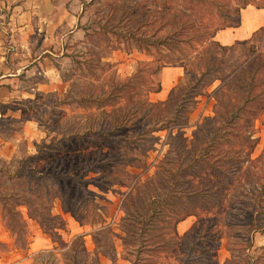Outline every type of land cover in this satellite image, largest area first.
I'll return each mask as SVG.
<instances>
[{
    "label": "rangeland",
    "instance_id": "obj_1",
    "mask_svg": "<svg viewBox=\"0 0 264 264\" xmlns=\"http://www.w3.org/2000/svg\"><path fill=\"white\" fill-rule=\"evenodd\" d=\"M241 5V0H172L171 5L164 0H0V264H264V107L254 117L223 125V147L212 154L230 177L239 170L242 186L203 166L169 191L162 179H167L162 166L177 155L167 140L180 147L183 162L191 159L192 132L215 114L221 79L232 78L244 63L252 67L264 60V31L260 38L256 33L247 42L225 46L212 38L222 23L239 18ZM189 18L196 23L189 33L205 36L192 39L194 47L186 41L179 43L180 51L167 43H145L159 24L164 23L157 36L171 22ZM136 36L146 49L138 48ZM196 55L210 69L196 103L184 113L186 146L180 136L168 138L161 129L153 132V148L143 153L137 145H120L103 132L86 130L92 120L94 126L111 127L112 115L100 120L98 108L71 96L91 85L97 92L126 81L124 96L106 105L107 111L137 101L149 108L142 114L143 108L130 110L135 128L159 123L171 107L158 102L190 76ZM175 65L182 72L165 90L153 91L158 83L162 87V70ZM234 86L228 84L232 91ZM135 128L111 133L122 138ZM84 167L90 168L83 177L90 179L93 193L76 190L74 175ZM154 194L167 200L144 235L148 248L137 253L139 240L128 232L144 200L150 206ZM75 212L87 218L81 223ZM153 245L161 246L149 248Z\"/></svg>",
    "mask_w": 264,
    "mask_h": 264
},
{
    "label": "trees",
    "instance_id": "obj_2",
    "mask_svg": "<svg viewBox=\"0 0 264 264\" xmlns=\"http://www.w3.org/2000/svg\"><path fill=\"white\" fill-rule=\"evenodd\" d=\"M165 3L171 5L172 0H164ZM242 5L240 7L245 6L250 2V0H241ZM257 6L264 7L263 3H256ZM196 4L193 3L194 7ZM224 20L228 17L227 15L223 16ZM189 22L180 21L173 23L171 22V28L164 32L163 35L157 36L156 32L160 30L164 23L159 24L154 31L149 35V41L145 42L147 44L156 45L158 43H167L170 44L171 48H176L177 50H184V48L179 44L182 41L188 42L190 47H194L191 42L192 39L200 38V40H204L205 36L201 37L195 31L193 33H189L190 29L195 28V20L189 18ZM240 22L239 18L232 23H222L217 29L223 28L226 26L237 25ZM192 29V30H193ZM264 31V25L259 27L256 32L258 37L260 36V32ZM212 33V36L214 35ZM205 33V32H204ZM206 34V33H205ZM138 40V48L146 49V44L141 41L143 40L140 36L134 37ZM252 38V37H250ZM250 38H245L242 40H236L235 42H247ZM260 38V37H259ZM144 39L145 36H144ZM146 41V40H145ZM220 44V43H218ZM220 46H225L220 44ZM188 54V53H187ZM264 59V57H263ZM210 66L207 65L205 58L202 55H196L194 60L190 61V76L185 80L180 81L177 85H174L170 88L167 99L164 101H155L158 103L163 102L166 107H171V111L169 109L164 113V119L159 121V123L154 122L153 124H146L136 129V121H129L131 115H129L131 109H135V113L139 111L140 108H143L142 113L146 112L149 108L145 104H137L138 102L128 103L127 101L124 104H120L117 107H112L110 111H107L106 105H112L122 99L124 96L123 93H120V90H124L128 84L126 81H117L113 83L110 88L103 90L102 88L94 92L96 86H88V90L86 93L81 92L78 97L71 96V99H74L78 103L81 101H86L88 104H92L95 108H98L99 113L102 120L103 118L107 119L106 116L108 114L112 115L111 127H104L102 124H98L94 126V120L88 125L86 130L90 133H99L105 135L109 140L114 141L120 145H126L127 147L132 148L137 145L143 153H145L148 149L153 148V140L156 138L154 135V131H158L161 129L167 130L168 138H173L175 136H180L182 146H186V140L184 137V128L187 126V117L184 115L186 111H188V107H191L196 103V96L198 93V88L204 80L205 75L209 72ZM232 78L228 79L227 77L221 79V83L215 88V108L214 115H207L203 118V120L196 125V128L192 132V142H191V159L183 162V156L181 154L180 147H176V143L172 140H167L172 147L174 153L177 155L172 158V163L169 165L162 166V169L167 172V179L162 176L164 183L166 184L167 191L174 188V185L181 180V178H185L183 176H189L193 173L198 172V167L203 166L208 170L214 173H220L221 175L229 176V173L224 170L220 163H217L216 157L212 156V154L216 151V154H220L219 148L223 147L222 138L225 136L224 132L221 131V128L225 124H235L238 120H244L248 115L254 117L259 111V107H264V60L257 61L254 63L252 67H249L247 63H244L242 66H239L232 73ZM230 82L235 83V88L233 91L229 89L228 84ZM115 89H119V93H115ZM160 89V83L152 89L153 91H157ZM151 91V90H149ZM117 98V99H116ZM113 99H116V102H111ZM152 101V103H155ZM152 103H148L147 105H151ZM144 106V107H142ZM134 107V108H133ZM221 107V108H218ZM139 114L134 119H138ZM218 122L217 124L215 123ZM241 121V122H242ZM108 122L107 125L110 123ZM158 122V121H157ZM132 129L131 134L125 133L122 135V138L119 137L121 135H112L111 132L119 131V129ZM122 139V140H121ZM184 154L187 150H183ZM235 153V151H234ZM167 156V155H164ZM221 156V155H220ZM242 156H240L241 158ZM237 158V157H236ZM261 155L257 158L253 159L252 162L259 161ZM239 159V157H238ZM238 161V160H237ZM90 168L84 167L82 171H80L77 175H74V179L77 183L76 190L82 189L86 192H90L91 189L87 187V184L90 183V179H85L86 172L89 171ZM230 178L233 181L238 182L239 185H243V182L240 181L242 179L241 174H239V170H237ZM93 182V181H91ZM99 185V183H94ZM92 192V191H91ZM93 193V192H92ZM155 195V197H154ZM151 198H149L148 203H144L141 205V209H139V213L136 216L137 220L132 223L131 232H128L132 238L136 237L139 240L137 245V249L135 250L137 253L143 249H147L149 246L145 243L144 235L147 233L152 225V222L155 220L156 216H159L162 212L161 203H164V200H167V197L163 198L159 194H154ZM197 195L196 192H193L190 196L195 198ZM189 197V196H188ZM189 199V198H187ZM26 201L32 203L29 198H26ZM259 208H256L257 212H261V206L258 203ZM96 205L94 204V208ZM75 209V207H74ZM70 210V209H69ZM82 213L87 212V206L84 205L83 209H80ZM80 211V212H81ZM78 212V211H77ZM77 212L74 214V217L78 219L81 223L87 218V214L80 216ZM189 214V212H185L184 215ZM257 215L255 217H251L250 223L252 229L255 230L257 228ZM93 220H88V222L92 223ZM134 226V227H133ZM161 245H153V249L160 248ZM163 246V245H162Z\"/></svg>",
    "mask_w": 264,
    "mask_h": 264
},
{
    "label": "crops",
    "instance_id": "obj_3",
    "mask_svg": "<svg viewBox=\"0 0 264 264\" xmlns=\"http://www.w3.org/2000/svg\"><path fill=\"white\" fill-rule=\"evenodd\" d=\"M240 22L237 25L226 26L219 28L214 32L212 38L218 43L227 45L235 42L236 40H242L245 38H250L255 35L256 30L264 25V7L257 6L252 3H248L240 8ZM180 66H169L163 73V82L161 90H165L164 85H168L169 81L172 80L174 76H177L179 72H182ZM159 89V90H160ZM159 90H157L159 92ZM33 243V242H31ZM34 243H37L36 241ZM39 244V243H38ZM44 247L48 245V242H44ZM40 246V245H38Z\"/></svg>",
    "mask_w": 264,
    "mask_h": 264
}]
</instances>
